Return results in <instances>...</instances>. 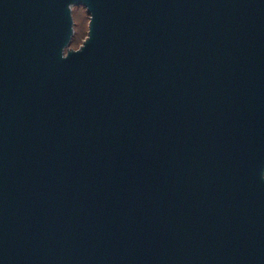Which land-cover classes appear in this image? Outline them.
<instances>
[{"label": "water", "instance_id": "1", "mask_svg": "<svg viewBox=\"0 0 264 264\" xmlns=\"http://www.w3.org/2000/svg\"><path fill=\"white\" fill-rule=\"evenodd\" d=\"M0 264H264V0H0Z\"/></svg>", "mask_w": 264, "mask_h": 264}, {"label": "rangeland", "instance_id": "2", "mask_svg": "<svg viewBox=\"0 0 264 264\" xmlns=\"http://www.w3.org/2000/svg\"><path fill=\"white\" fill-rule=\"evenodd\" d=\"M72 16L74 22V35L69 48L76 50L82 45V42L87 36L89 18L82 7H74L72 9Z\"/></svg>", "mask_w": 264, "mask_h": 264}]
</instances>
